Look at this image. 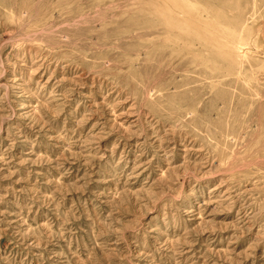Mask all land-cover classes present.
Masks as SVG:
<instances>
[{
	"label": "rangeland",
	"instance_id": "obj_1",
	"mask_svg": "<svg viewBox=\"0 0 264 264\" xmlns=\"http://www.w3.org/2000/svg\"><path fill=\"white\" fill-rule=\"evenodd\" d=\"M0 264H264V0H0Z\"/></svg>",
	"mask_w": 264,
	"mask_h": 264
}]
</instances>
